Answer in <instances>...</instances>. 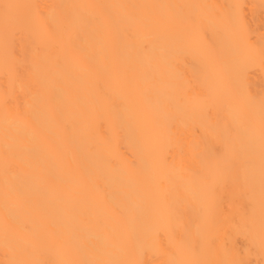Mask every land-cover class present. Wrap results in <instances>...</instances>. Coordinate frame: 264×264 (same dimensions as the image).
I'll return each instance as SVG.
<instances>
[{
    "label": "bare ground",
    "instance_id": "1",
    "mask_svg": "<svg viewBox=\"0 0 264 264\" xmlns=\"http://www.w3.org/2000/svg\"><path fill=\"white\" fill-rule=\"evenodd\" d=\"M5 3L21 6L11 10L22 32L15 43L5 29ZM61 3L112 6L108 11L123 23L102 44L103 21L77 24L74 47L50 49L44 22L27 6ZM233 4L245 6L242 31L224 41L209 21ZM261 4L0 0V264L75 260L72 240L89 259L164 264L168 257L160 249L169 248L170 238L182 243L180 258L264 264L259 124L237 135L240 121L222 89L228 79L242 82L259 110ZM190 15L202 24L181 22ZM160 16L171 22L159 23ZM75 49L87 50L90 59ZM17 65L19 78L11 71ZM52 94L61 101L48 103ZM38 113L45 117L39 125ZM9 211L20 230L8 228Z\"/></svg>",
    "mask_w": 264,
    "mask_h": 264
},
{
    "label": "snow or ice",
    "instance_id": "2",
    "mask_svg": "<svg viewBox=\"0 0 264 264\" xmlns=\"http://www.w3.org/2000/svg\"><path fill=\"white\" fill-rule=\"evenodd\" d=\"M19 5L3 4V20L6 32H10L12 41L15 43L17 36L22 35L21 30H18L19 18L12 13V9L19 8ZM32 10L31 16L42 20L44 23L41 25V31L45 38V42L51 49L52 47L60 44L65 46H73L77 38V34L74 32V28L77 24L95 25L104 22L105 35L99 38V43H103L105 39H110L114 31H116L123 23L117 17L112 16L108 9L112 6L108 5H88V6H75L66 4H52V5H40L33 4L28 5ZM75 7H89L97 10L96 13L87 15L69 14L66 9ZM156 7V6H153ZM186 7L197 8L201 6L191 5ZM215 7V6H205ZM244 5L233 4L227 6V9L220 15L216 16L213 20L209 21V24L213 26V30L218 34H222L223 40L227 41L234 36H238L242 31L240 12L244 8ZM262 10H264V0L261 4ZM171 21L165 16H160L159 23L168 24ZM181 22H190L202 24L201 18L196 15H190L182 17ZM144 27H149L150 21H139ZM78 54L85 60L90 59L89 53L85 49H75ZM261 66L264 67V48L259 51ZM12 74L16 77H20L19 66L12 68ZM222 89L229 92L228 103L231 112L239 118L240 125L236 129V134L240 135L244 129L254 130L257 123L259 124L261 150L264 154V96H261L259 100V110L256 109V100L251 92L243 86L242 82L234 79H228L222 84ZM62 97L56 94H52L47 98V102L56 104L61 101ZM7 103V101H6ZM45 119L42 113L36 114L34 122L37 125L41 124ZM6 223L8 228L15 232L20 230L17 225L16 216L13 212L9 211L6 214ZM237 231L241 230V225H234ZM26 230V229H24ZM261 233V248L264 250V213H262L260 223ZM214 239H208L207 244L209 247L214 245ZM69 250L77 255L79 258L69 261L53 262V264H109V262L98 261L89 259L86 256L84 247L78 240L69 241ZM192 256L197 255L196 249H190ZM162 255H166L168 259L164 264H245V261L239 258L224 259L214 262L199 260V259H186L180 258L184 254V248L181 242L173 244L172 238L169 240V248H161ZM7 264H40V262L31 260H13L8 261ZM122 264H143L140 259H130L123 261Z\"/></svg>",
    "mask_w": 264,
    "mask_h": 264
}]
</instances>
